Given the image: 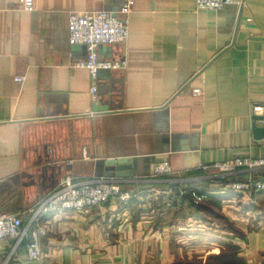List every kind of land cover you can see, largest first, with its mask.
I'll use <instances>...</instances> for the list:
<instances>
[{
	"label": "crops",
	"instance_id": "1",
	"mask_svg": "<svg viewBox=\"0 0 264 264\" xmlns=\"http://www.w3.org/2000/svg\"><path fill=\"white\" fill-rule=\"evenodd\" d=\"M235 2L198 11L195 0H135L128 40L98 50L125 67L93 81L75 67L87 52L70 42L69 16L117 14L123 0H33L31 12L0 0V214L26 224L62 177L104 176L107 160L127 161L114 180L130 195L42 217L14 252L13 240L0 244V264H180L236 237L242 264L263 259L264 192L239 200L213 168L264 158L251 128L264 115L254 109L264 104V0ZM162 162L172 174L153 177ZM43 168L45 182L30 177ZM190 191L211 197L193 206ZM32 233L37 261L25 250Z\"/></svg>",
	"mask_w": 264,
	"mask_h": 264
},
{
	"label": "built area",
	"instance_id": "2",
	"mask_svg": "<svg viewBox=\"0 0 264 264\" xmlns=\"http://www.w3.org/2000/svg\"><path fill=\"white\" fill-rule=\"evenodd\" d=\"M235 3V0H195V8L198 11H220ZM134 4L135 0H123L117 14L97 11L69 16V40L73 45L84 47L87 52L86 60L79 61L75 67L87 70L93 81L96 80L98 71L121 70L125 67L123 61L101 59L98 56V48L103 45L125 43L128 40ZM18 5L26 12L33 10V0H18ZM15 81L21 83L23 78H17ZM90 94L92 100L97 98L96 86L91 88ZM201 94V90H193V95ZM254 109L264 110V104L255 106ZM213 168L221 172V177L230 178L226 188L232 192L243 194L247 198H251L253 193L264 192V158H236L217 163ZM242 171L247 172L248 176L244 180H238V175ZM171 174V167L167 162L159 163L153 169V177ZM191 195L196 205L205 199L204 195L195 192ZM113 199H130V195L122 191L119 182L114 178L78 179L66 175L59 180L53 190L30 209L26 224H23L18 214H0V244L13 240L12 252H14L26 239L31 227L42 217L61 211L82 212L95 209ZM25 250L29 261H37L41 258L40 241L35 233H32V240L25 245Z\"/></svg>",
	"mask_w": 264,
	"mask_h": 264
},
{
	"label": "rangeland",
	"instance_id": "3",
	"mask_svg": "<svg viewBox=\"0 0 264 264\" xmlns=\"http://www.w3.org/2000/svg\"><path fill=\"white\" fill-rule=\"evenodd\" d=\"M218 174H219V176H221V172L218 171ZM221 178L227 179L228 180L227 184L229 183L230 178H227V177H221ZM159 190H160V192L169 193V190L166 186L160 187ZM180 192H181V194H183L184 189H182L180 191L177 190L175 192V194L180 193ZM192 192H194V191L189 192L191 199H192V195H191ZM257 193H259V192L253 193L252 196L254 194H257ZM160 194H162V193H160ZM196 194H198V193H196ZM162 195H165V194H162ZM199 195L205 196V199L203 201L208 200L211 197V195L208 193L207 194L206 193L199 194ZM243 197L247 198L245 195L241 194L239 197L240 198L239 200H241V198H243ZM192 202H193V200H192ZM194 205L198 206L193 202V206ZM238 242H240V239H238L236 237L234 246L232 248H231V246H229V248L225 249V251H222L221 249L218 248V250L206 251L204 253H199L197 255H193L191 253H189L187 256L182 255L183 258L180 260V264H242L243 258L240 255H242L243 253L240 251V244H238ZM238 255H239V257H238ZM187 257H190L189 258L190 260H188ZM261 257H263V259L255 256L252 264H264V255ZM158 260H159V264H161V262L163 263L162 259L158 258ZM153 264H155V263H153Z\"/></svg>",
	"mask_w": 264,
	"mask_h": 264
},
{
	"label": "water",
	"instance_id": "4",
	"mask_svg": "<svg viewBox=\"0 0 264 264\" xmlns=\"http://www.w3.org/2000/svg\"><path fill=\"white\" fill-rule=\"evenodd\" d=\"M98 50H100V47L98 48ZM86 58H87V56H86ZM101 71H103V70H101ZM99 72L100 71L97 72L96 78H97ZM102 111L103 112L104 111H108V107L105 106V109H103ZM251 120H252L251 128H252V133H253L254 138L257 139V140L264 138V126L262 128L257 126V122H263V124H264V115H260V114L253 115ZM126 162L127 161H125V160L124 161H121V160H107V161L104 162V165H105V167H108L109 170H107L104 173V176H101L100 174L96 173L97 175H94V177L95 178H100V177H104V178H122V177L125 176V175H123L121 173L122 168L118 167L117 171H115L114 168L116 166L122 165V164H124ZM36 172H37L36 175L30 176L32 179L36 178L37 181H39L40 183L41 182H45L48 179L47 169H45V168L38 169ZM31 184H32V182H31Z\"/></svg>",
	"mask_w": 264,
	"mask_h": 264
}]
</instances>
